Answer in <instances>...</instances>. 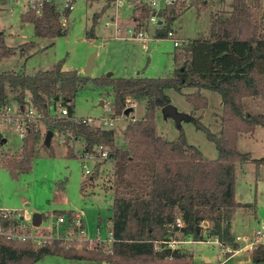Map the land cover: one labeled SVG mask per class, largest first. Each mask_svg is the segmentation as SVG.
I'll use <instances>...</instances> for the list:
<instances>
[{
  "label": "trees",
  "instance_id": "16d2710c",
  "mask_svg": "<svg viewBox=\"0 0 264 264\" xmlns=\"http://www.w3.org/2000/svg\"><path fill=\"white\" fill-rule=\"evenodd\" d=\"M205 4L194 0L191 6ZM178 7L169 9L165 27L156 31L158 38H166ZM72 9L58 10L53 0H43L40 11L28 7L21 14L24 22L32 23L37 37L55 39L67 32L63 17L68 20ZM184 10H181V13ZM137 18L147 17L149 9L136 8ZM94 25L88 36L93 35ZM189 58L169 77H115L80 74L65 70L61 62L51 69L34 73L6 70L0 72V110L15 100L20 109L29 106L27 99L42 114L47 131L65 137L67 156H76L71 141L79 142L82 151L95 152L106 146L114 161L112 174L113 216L112 242H95L93 249L66 246L60 239L42 245L31 241L0 240V264H33L46 254L56 253L74 259L96 260L104 264H193V254L182 247H171L172 237L206 239L201 223L207 222V235L218 237L222 243L238 247L229 212L242 207H255L236 199L237 164L253 161L264 165V157L254 158L251 152L241 151L239 139L254 135L264 126V112L246 110V100L264 101V18L261 0L250 4L247 0H233L225 17L213 14L211 32L206 38L190 39L182 46ZM13 47L7 45L0 32V58L8 56ZM177 59V57H176ZM189 78L192 82L187 84ZM92 83L95 87H111L113 117L124 114L132 103L146 100L144 117L132 118L124 130L125 145L116 144V131L99 125L73 120L76 115L77 93ZM187 85L196 87L187 93V100L195 111L205 110L209 99L202 89L217 91L222 96V131L218 136L203 124L200 116L189 114L197 128L214 141L218 157L208 159L184 133L173 140L157 133V110L172 101L166 90L182 92ZM56 97L59 100L56 101ZM64 106L65 117L51 116L52 108ZM181 129V126L178 127ZM47 133V132H46ZM42 130L38 122L31 123L22 147L17 153H1L0 163L12 176L31 171ZM54 154L52 144L46 147ZM101 163L95 165L93 180ZM83 183V188L86 184ZM73 211H60L54 215ZM184 221L182 226L177 220ZM254 264L264 263V243L251 253Z\"/></svg>",
  "mask_w": 264,
  "mask_h": 264
},
{
  "label": "rangeland",
  "instance_id": "374dc122",
  "mask_svg": "<svg viewBox=\"0 0 264 264\" xmlns=\"http://www.w3.org/2000/svg\"><path fill=\"white\" fill-rule=\"evenodd\" d=\"M0 1V32L4 33L7 45L14 48L8 56L0 58V72L15 70L34 73L37 70L51 69L63 61V69L77 70L80 74L87 75L85 69L91 55L95 54L96 64L93 72L88 74L92 77H169L189 58L184 48L175 47L173 40L165 37L152 41L150 51L146 52L143 43L135 37L136 33H129L130 28L135 29L133 7L129 4L117 8L112 0H54L61 12L66 8L67 1L73 8L67 22H64L66 34L51 39L37 37L34 25L22 20L21 14L27 10L30 0ZM247 1L250 4L254 2ZM232 2L233 0H206L205 4L191 6L177 14L171 28L176 31L180 41L206 38L211 32L212 15L220 14L225 17L232 9ZM261 15L264 18V0H261ZM93 25V35L88 36ZM110 73L113 75L110 76ZM196 90V87L187 85L182 92L169 88L166 93L179 112L202 117L203 124L220 136L223 118L221 94L211 89H202L201 92L208 97L209 104L205 110L195 111L186 94ZM111 91L109 86L95 87L92 83L86 84L74 100L76 115L94 118L98 123L103 118L110 119V123L102 124L104 128L116 131V144L122 147L125 145L126 125L134 117H144L147 103L146 100L140 99L135 102L129 114L113 117L112 111H108L109 101L113 102ZM10 104L16 106L17 102L13 100ZM57 108H52L51 116L57 115ZM246 110L253 113L264 112V101L248 99ZM156 124L159 136L173 140L184 133L187 141L197 146L206 158L218 157L215 142L209 139L205 131L197 128L194 121H182L179 129L175 120L165 117L162 109H159ZM38 126L42 130L43 138L38 145L31 171L21 173L16 178L0 163V210L24 209L29 215L41 212L46 225L52 220L48 216L60 211L76 210L82 213L88 237L96 239L100 234V239H107L113 216L114 192L110 180L114 172V161H101L98 175L90 180L93 173L87 176L84 167L86 165L95 172V163L92 160L84 163L79 157L82 145L71 141L77 155L67 156L65 137L55 132L52 139L54 154H49L43 145L47 125L40 120ZM1 132L7 142L0 144V152L17 153L22 147L23 139L11 125L2 128ZM239 148L244 152L251 151L254 158L264 157V126L252 136H242ZM85 180L87 181L83 188ZM236 199L243 203L256 204L255 207L237 208L234 216L236 231L252 234L257 226L264 223V165H257L253 161L237 164ZM245 220H251V224L244 225ZM201 240L204 242L189 244V248L194 252L195 264H217L219 255L222 260L226 258L220 253L218 243ZM93 245L87 240L79 243L77 247L93 249ZM237 258L223 264H236ZM33 264L103 263L50 253Z\"/></svg>",
  "mask_w": 264,
  "mask_h": 264
},
{
  "label": "built area",
  "instance_id": "2783aa9c",
  "mask_svg": "<svg viewBox=\"0 0 264 264\" xmlns=\"http://www.w3.org/2000/svg\"><path fill=\"white\" fill-rule=\"evenodd\" d=\"M54 1V0H53ZM2 1H0L1 3ZM117 8H122L126 4L133 7L135 29L130 28L129 33H136V38L143 42L145 50L150 51V44L155 39L156 31L165 27L168 22V12L172 7H178L176 14L181 10L191 7L194 0H112ZM43 0H30L28 7H31L37 12L40 11L42 7ZM66 7L73 8V5L67 1ZM148 8L149 14L147 17L138 19L140 14H135L136 8ZM63 22H67V19L63 17ZM173 40L175 47L185 46L189 40L183 39L180 41L176 36V31L170 29L167 33V37ZM29 106H26L24 110L20 109V105L17 103L16 106L11 104L4 109L0 110V131L2 128L13 126L14 130L18 135L24 139L29 130L31 123H36L42 119V114L37 111L29 99L26 100ZM108 106V111H112L111 102ZM135 103L131 106L134 107ZM57 115L59 117H65L68 115V109L64 106H58ZM73 120L83 121L84 123L90 125H99L104 127L103 124L110 123V119L103 118L98 123L94 118L91 117H78L74 116ZM103 123V124H102ZM112 123V122H111ZM79 157L83 159V162L88 160L94 161L95 165L98 162L112 159L110 155V150L106 146H99L96 148L95 152H80ZM113 160V159H112ZM95 167V166H94ZM86 175L90 176L93 170L89 169L85 165ZM51 217L49 224H44L43 220L40 224H34L32 220V215L26 213L24 209L14 210V209H2L0 210V240L3 238L11 240H21V241H31L34 244L42 245L46 243H51L54 239L62 240L66 246H76L82 241L90 240L91 243L108 241L112 242L114 239L112 227L109 231V236L107 239H100V234L96 239H91L85 232L84 219L81 212H73L72 216L69 217L67 214L53 215ZM184 221L181 219L177 220V225L182 226ZM202 228L200 229L201 234L205 236L206 239L218 243L222 246L225 251L239 252L242 249H253L256 245L264 243V223L257 226L253 233H238L236 234V241L240 242L238 247H233L230 244H224L218 237L207 235V222L201 223ZM187 240H194L193 237L188 236L185 238H176L175 236L168 240V245L171 247H179L180 243Z\"/></svg>",
  "mask_w": 264,
  "mask_h": 264
},
{
  "label": "water",
  "instance_id": "95a60500",
  "mask_svg": "<svg viewBox=\"0 0 264 264\" xmlns=\"http://www.w3.org/2000/svg\"><path fill=\"white\" fill-rule=\"evenodd\" d=\"M96 64L95 61V54H92L90 57V60L88 62V65L85 69V74H91L93 72V68ZM110 76L113 75L112 73L109 74ZM192 78H189L187 84H190L192 82ZM59 100V97H56V101ZM101 104L103 105V100L101 101ZM133 110V107H128L124 113L129 114ZM162 112L165 117H171L175 120L177 126H181L182 121H190V116L187 113L184 112H179L177 107L173 104H167L162 108ZM55 133L52 130L47 131L44 143L46 147H50L52 144V139L54 137ZM7 142V139L3 136V133L0 131V144H4ZM32 220L34 224L38 225L42 222L43 220V214L41 212H34L32 215Z\"/></svg>",
  "mask_w": 264,
  "mask_h": 264
},
{
  "label": "crops",
  "instance_id": "0c3cea01",
  "mask_svg": "<svg viewBox=\"0 0 264 264\" xmlns=\"http://www.w3.org/2000/svg\"><path fill=\"white\" fill-rule=\"evenodd\" d=\"M159 39V38H158ZM155 40H157V39H155ZM154 40V41H155ZM141 41V40H140ZM142 42V41H141ZM143 43V42H142ZM151 47V46H150ZM144 50H145V48H144ZM146 51V50H145ZM147 52V51H146ZM149 52V51H148ZM176 61H177V59H176ZM88 65V64H87ZM261 126H258L257 127V129H256V131L260 128ZM255 131V132H256ZM255 134V133H254ZM240 140V139H239ZM79 143V142H78ZM5 144V143H4ZM247 152V151H246ZM248 152H251V151H248ZM236 210L237 209H232L230 212H229V214H230V221L232 222V225H233V230H234V232L235 233H240V232H237L236 231V225H235V219H234V216H235V213H236ZM73 212L75 211V212H78V211H76V210H72ZM250 225L251 224V220H245V223H244V225ZM200 241H203V240H201V239H199V240H192V241H190V240H187V241H185V242H183V243H181V245L179 246V247H182V248H184V249H188L190 252H192L191 251V248H189L190 246H189V244H191V243H197V242H200ZM208 241V240H207ZM204 242V241H203ZM214 243H216V242H214ZM220 253L222 254V255H224V256H226V258L225 259H221V256L219 255L218 256V263L217 264H223L224 262H226V261H229V260H233V258H235V257H238L237 258V261H236V264H251V263H253V260H252V258H251V255H250V253H251V250H248V249H242L241 251H239V252H232V251H225L224 249H222V246H220ZM192 254H193V261H194V252H192ZM203 262H205L204 260H203ZM104 264V263H103ZM194 264H195V262H194ZM254 264V263H253Z\"/></svg>",
  "mask_w": 264,
  "mask_h": 264
}]
</instances>
